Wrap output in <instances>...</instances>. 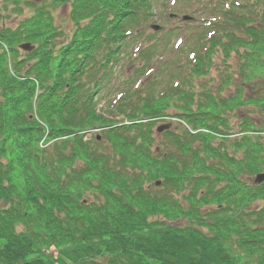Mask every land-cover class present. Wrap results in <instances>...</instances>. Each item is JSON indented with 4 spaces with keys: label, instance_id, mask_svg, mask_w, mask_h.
Masks as SVG:
<instances>
[{
    "label": "trees",
    "instance_id": "trees-1",
    "mask_svg": "<svg viewBox=\"0 0 264 264\" xmlns=\"http://www.w3.org/2000/svg\"><path fill=\"white\" fill-rule=\"evenodd\" d=\"M155 1L0 0V264H264V0H183L201 28L144 36L146 79L100 110Z\"/></svg>",
    "mask_w": 264,
    "mask_h": 264
},
{
    "label": "rangeland",
    "instance_id": "rangeland-1",
    "mask_svg": "<svg viewBox=\"0 0 264 264\" xmlns=\"http://www.w3.org/2000/svg\"><path fill=\"white\" fill-rule=\"evenodd\" d=\"M40 1V0H36ZM173 0H157L154 3V14L148 22L142 23V26L140 27L139 32L141 33V36H137L136 38H130L128 46L125 47L124 55L121 57L120 61L114 66V73L110 77V81H108L106 87L103 88L102 93L100 94L99 102H98V108L101 110L102 107H105L109 102L118 96L120 91L128 89L132 87V85L139 84L142 80L146 79V76L148 75L147 72H145L147 69H143L141 67L142 63L140 62L139 58H136V50L141 45L142 38L146 35H150L153 31V29L150 27L151 24H159L165 28L171 27V26H180L181 28H190L192 27L187 21H184L181 19V16L184 14L183 11H188V13H192L194 15L193 23L198 26V29H200L202 24L204 23L202 16L205 18L208 16L205 12H203L201 5H196L194 2H189L183 4V0H177V4L172 3ZM182 5V6H181ZM199 8V12H201V17L199 16L200 13L197 12V9ZM196 9V12L193 10ZM69 4L68 3H62L57 6H54V12L55 17L58 21V23L63 27L64 32L68 33L73 28L72 22L69 19ZM167 10H173V12L178 11L179 14L178 17L170 18L166 15ZM195 12V14H194ZM7 22L14 23L17 17L12 16L9 18ZM201 19V20H200ZM200 25V26H199ZM176 38V37H175ZM174 38V39H175ZM164 47H159V51L155 54L153 57L154 61H162L161 58H164V60H172V54H170V51L164 50ZM218 56V55H217ZM220 56L215 58V62L220 64L221 62L218 60ZM234 57L232 58V60ZM139 66V68H138ZM137 68L139 70H137ZM176 69L175 67L171 69L170 72H164V78L165 83H167L170 79V74L175 73ZM221 75V71L214 68V66L211 68V74L209 77H211L213 80L211 83H215L219 80V77ZM215 81V82H214ZM257 91L259 89L257 88ZM250 93V92H247ZM241 114V112L237 111V116L234 118L235 125L238 124V116ZM252 118L255 120H258L262 118V115L260 116L258 112L255 111V113H252ZM172 122V128H180L178 125L180 122V119L177 117H173L170 120ZM161 122H159L160 124ZM101 132V131H100ZM98 132V134L100 133ZM238 135V134H236ZM89 136V134L87 135ZM264 205V201H256L251 204V208L253 209H259L261 206ZM181 221V220H180ZM179 224H184V222H179ZM53 250V249H52ZM48 253V255H43L47 260L53 261L54 260V251Z\"/></svg>",
    "mask_w": 264,
    "mask_h": 264
},
{
    "label": "water",
    "instance_id": "water-1",
    "mask_svg": "<svg viewBox=\"0 0 264 264\" xmlns=\"http://www.w3.org/2000/svg\"><path fill=\"white\" fill-rule=\"evenodd\" d=\"M185 18H188V17H185ZM21 48L30 51V50L33 49V46H31L29 43H24V44L21 45ZM169 127H170V124H163V125L158 127V131L162 132V131L168 129ZM263 180H264V173L258 174L257 177H256V181L257 182H262Z\"/></svg>",
    "mask_w": 264,
    "mask_h": 264
}]
</instances>
